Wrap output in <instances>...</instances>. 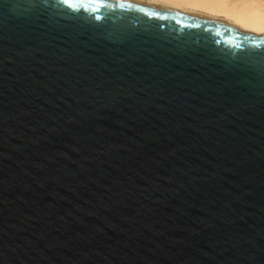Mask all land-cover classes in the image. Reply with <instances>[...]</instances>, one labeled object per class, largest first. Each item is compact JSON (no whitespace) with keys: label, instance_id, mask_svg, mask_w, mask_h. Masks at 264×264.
Masks as SVG:
<instances>
[{"label":"water","instance_id":"1","mask_svg":"<svg viewBox=\"0 0 264 264\" xmlns=\"http://www.w3.org/2000/svg\"><path fill=\"white\" fill-rule=\"evenodd\" d=\"M0 264H264V35L0 0Z\"/></svg>","mask_w":264,"mask_h":264},{"label":"bare ground","instance_id":"2","mask_svg":"<svg viewBox=\"0 0 264 264\" xmlns=\"http://www.w3.org/2000/svg\"><path fill=\"white\" fill-rule=\"evenodd\" d=\"M178 13L222 17L255 36L264 35V0H121ZM209 18V17H208ZM214 19V18H213Z\"/></svg>","mask_w":264,"mask_h":264},{"label":"rangeland","instance_id":"3","mask_svg":"<svg viewBox=\"0 0 264 264\" xmlns=\"http://www.w3.org/2000/svg\"><path fill=\"white\" fill-rule=\"evenodd\" d=\"M207 17L212 18V19H213V18L216 19V17H211V16H207ZM221 19H222V20H225V18H222V17H218L216 20H220V21H222Z\"/></svg>","mask_w":264,"mask_h":264},{"label":"snow or ice","instance_id":"4","mask_svg":"<svg viewBox=\"0 0 264 264\" xmlns=\"http://www.w3.org/2000/svg\"><path fill=\"white\" fill-rule=\"evenodd\" d=\"M61 2H63V3H67V2H68V0H61Z\"/></svg>","mask_w":264,"mask_h":264}]
</instances>
